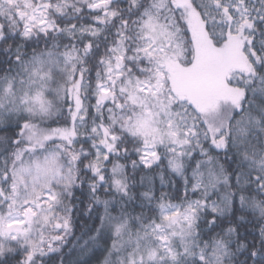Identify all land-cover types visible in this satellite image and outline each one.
<instances>
[{
    "label": "snow or ice",
    "instance_id": "obj_1",
    "mask_svg": "<svg viewBox=\"0 0 264 264\" xmlns=\"http://www.w3.org/2000/svg\"><path fill=\"white\" fill-rule=\"evenodd\" d=\"M0 264H264V0H0Z\"/></svg>",
    "mask_w": 264,
    "mask_h": 264
}]
</instances>
